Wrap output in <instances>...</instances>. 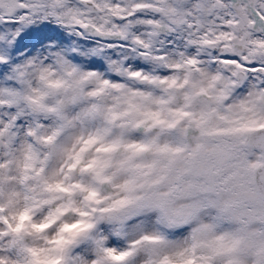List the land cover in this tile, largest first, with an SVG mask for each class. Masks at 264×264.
Instances as JSON below:
<instances>
[{"label": "snow or ice", "instance_id": "snow-or-ice-1", "mask_svg": "<svg viewBox=\"0 0 264 264\" xmlns=\"http://www.w3.org/2000/svg\"><path fill=\"white\" fill-rule=\"evenodd\" d=\"M0 264H264V0H0Z\"/></svg>", "mask_w": 264, "mask_h": 264}]
</instances>
